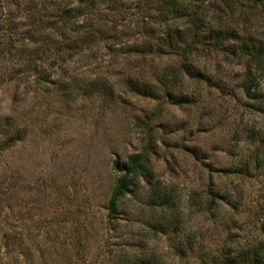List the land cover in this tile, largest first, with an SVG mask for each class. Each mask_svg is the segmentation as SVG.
Segmentation results:
<instances>
[{
    "label": "rangeland",
    "instance_id": "374dc122",
    "mask_svg": "<svg viewBox=\"0 0 264 264\" xmlns=\"http://www.w3.org/2000/svg\"><path fill=\"white\" fill-rule=\"evenodd\" d=\"M124 2L133 32L157 28L153 3ZM198 8L223 18L219 0ZM234 13L264 38L263 12ZM2 18L0 264H219L264 242L263 75L250 99L245 65L221 51L185 69L169 52L130 57L108 41L42 60L47 36L61 35L33 42ZM138 156L144 170L109 221L115 166Z\"/></svg>",
    "mask_w": 264,
    "mask_h": 264
},
{
    "label": "trees",
    "instance_id": "16d2710c",
    "mask_svg": "<svg viewBox=\"0 0 264 264\" xmlns=\"http://www.w3.org/2000/svg\"><path fill=\"white\" fill-rule=\"evenodd\" d=\"M124 1L0 0V19L3 16L2 20L9 23L13 31H17L20 25L24 27L26 25L21 32L32 35L33 42L35 41L33 32H54L55 36L61 35L62 42L51 40V37L47 36L52 47L40 51L42 60L46 58L48 60L49 55H54V60L68 62L84 50L92 49L93 44L108 41L109 49H114L115 45L127 47L126 53L130 57H146L153 51H156L155 55L169 52L171 55L181 57L184 61L181 67L185 69L188 61L197 59L203 52L221 51L245 65L247 77L243 89L247 97L254 99L253 75L264 76V38L236 21L234 12L237 7L242 6L247 10L249 8L250 12L264 13V0H219L223 7L222 12L227 17L223 14V18L214 23L200 17L198 8L200 0H148L154 6L146 8V17L153 19L158 26L141 27L136 33L124 18L128 10V5ZM10 8H16L17 12H12ZM6 31H8L6 25H2L0 34ZM131 32L139 35L135 41L131 40L133 43L127 40ZM9 44L14 45L12 41ZM3 45L4 43L0 41V59H5V54L10 53ZM23 65L19 67H24ZM189 65L191 66L187 70L192 72L189 75L198 77L197 72L193 73L192 64ZM35 71L38 75L39 71L36 68L34 73ZM168 89L165 93L172 95ZM253 159L258 163V159ZM143 165L141 156L131 158L123 167L117 162L115 170L120 175L110 200L109 221L117 214L119 201L134 186L136 175L143 172L145 167ZM224 256L219 264H264V242L252 250L232 252Z\"/></svg>",
    "mask_w": 264,
    "mask_h": 264
}]
</instances>
